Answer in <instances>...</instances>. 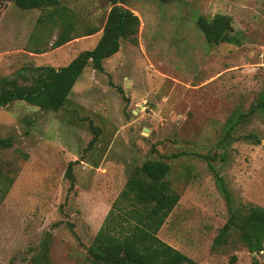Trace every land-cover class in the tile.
I'll return each mask as SVG.
<instances>
[{
    "label": "rangeland",
    "instance_id": "1",
    "mask_svg": "<svg viewBox=\"0 0 264 264\" xmlns=\"http://www.w3.org/2000/svg\"><path fill=\"white\" fill-rule=\"evenodd\" d=\"M62 3L75 12L78 32L102 27L110 8L108 0ZM124 6L139 18L137 43L120 40L102 71L88 63L59 110L22 100L0 107V137L13 141L0 148V173L13 179L0 203V264H90L88 245L147 159L169 164L180 195L157 233L161 240L196 264H264V251L250 253L235 230L213 245L231 208L264 207L263 114L222 139L227 118L249 111L264 88V0ZM217 13L231 16L235 42L206 41L197 19ZM40 15L0 0V77L26 66H64L101 33L53 48L60 29ZM92 125L100 132L88 147Z\"/></svg>",
    "mask_w": 264,
    "mask_h": 264
},
{
    "label": "trees",
    "instance_id": "2",
    "mask_svg": "<svg viewBox=\"0 0 264 264\" xmlns=\"http://www.w3.org/2000/svg\"><path fill=\"white\" fill-rule=\"evenodd\" d=\"M1 1L13 2L21 9L40 10L43 15L39 16V20L50 21L54 28L60 29L51 44L53 48L80 36L101 33L91 49L81 51L64 66H26L15 75L0 77V107L22 100L42 109L57 111L66 102L88 63L95 70L102 71L103 60L119 50L120 40L137 43L139 18L124 6L126 0H108L110 8L102 27L85 25L81 32L75 27V12L62 0ZM196 23L209 43L236 41L229 34L232 18L227 14L217 13L210 19L200 16ZM256 113L264 116V88L249 111L232 113L227 118L222 139H232L234 129ZM262 120L264 122V118ZM91 128L93 137L88 147L95 143L100 132L96 126L92 125ZM247 136L259 142L253 133ZM12 143V137H0V148L10 147ZM169 171V164L160 159H147L134 168L114 202L117 211L108 212L87 247L90 264H196L189 256L157 236L180 197L168 179ZM66 176L73 181L72 163L67 167ZM12 181L7 174L0 173V203ZM224 191L229 198L228 192ZM230 230L236 231L242 246L250 253L264 251V207L247 203L231 208L227 221L213 239V245L223 244ZM251 264L259 262L253 259Z\"/></svg>",
    "mask_w": 264,
    "mask_h": 264
},
{
    "label": "water",
    "instance_id": "3",
    "mask_svg": "<svg viewBox=\"0 0 264 264\" xmlns=\"http://www.w3.org/2000/svg\"><path fill=\"white\" fill-rule=\"evenodd\" d=\"M253 255H255V254L253 253Z\"/></svg>",
    "mask_w": 264,
    "mask_h": 264
}]
</instances>
